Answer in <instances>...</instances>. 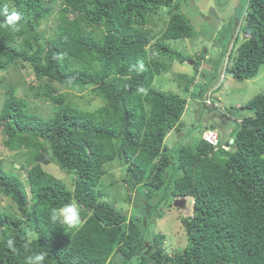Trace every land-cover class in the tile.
Masks as SVG:
<instances>
[{"label":"trees","instance_id":"1","mask_svg":"<svg viewBox=\"0 0 264 264\" xmlns=\"http://www.w3.org/2000/svg\"><path fill=\"white\" fill-rule=\"evenodd\" d=\"M54 1L11 0L22 15L21 31L0 27V72L28 65L40 83L33 96L52 104L43 119L8 90L0 108L6 148L31 154L20 167L24 181L0 168V194L19 212L0 208V264H25L37 253L46 254L43 264H264V95L239 107L251 115L240 121L232 151L214 152L201 136L179 145L171 138L181 136L187 99L155 89L153 81L174 59H190L166 43L196 37L179 10L188 0H61L59 12ZM5 8L0 0V25ZM166 12L169 20L150 51L152 36L143 27ZM51 16L55 27L44 39L38 27ZM238 17L229 46L218 47L208 70L218 75L227 59L221 75L242 82L264 64V0H246ZM205 51L194 54L195 74L184 77L182 91L190 94L198 75L207 77L198 71ZM55 84L74 92L91 88L103 104L82 110L65 102ZM49 162L73 176L72 189L43 170ZM112 163L124 167L123 183L137 193L129 213L99 201L112 184L104 167ZM175 198L192 199V216L181 219L182 253L170 257L153 221ZM72 203L81 213L78 228L51 220L52 209Z\"/></svg>","mask_w":264,"mask_h":264},{"label":"rangeland","instance_id":"2","mask_svg":"<svg viewBox=\"0 0 264 264\" xmlns=\"http://www.w3.org/2000/svg\"><path fill=\"white\" fill-rule=\"evenodd\" d=\"M245 2L246 0H188V5L179 9L184 13L186 12L185 15L192 23L196 37L186 40L167 41L166 43L173 50L182 53L190 59L187 60L188 63L174 59L169 72L156 76L153 81L155 89L161 92L179 93L187 99L186 109L177 127L181 132V136L178 137L175 134L171 138L172 141L179 139L177 144H185L190 139L195 140L206 129H211V126L214 125L219 135V144L230 146L234 134L239 128L240 121L251 115L250 112L244 111L239 107L256 95H264V64L259 67L254 78L242 82L232 79L229 74L221 75L222 70L226 69L228 64L227 59L223 62L218 75L212 74L208 70L211 63L214 64L218 59V51L221 50L218 47L222 44L229 46L227 37L232 31L233 22L236 23L238 21V16ZM3 5L9 7L10 10L14 9L11 0H3ZM54 7L58 11L61 7V0H55ZM52 17L38 27V30L45 32L44 39L51 35L52 29L55 27ZM169 17V12L160 14L159 18L156 17L152 24H147L143 27V30L149 31L150 36H152L149 44L150 51L153 50L154 45L159 40L158 38L163 29L162 23L167 22ZM41 41L43 39H39V42ZM200 50L208 52L206 53L208 55L204 57L198 68V71H203L207 77L201 76L198 72L199 75L196 78V82H193L194 86L189 94V92L182 91V88H184V77H192L195 74V69L192 67L193 59H195L194 54ZM207 81L210 84L203 92V99H200L197 95L201 94V86ZM39 84L28 65L26 68H11L6 72H0V108L6 92L13 90L15 96L26 100L29 113H34L43 119L48 118L52 114L50 100L45 97L36 98L33 96L35 88ZM54 86L59 93L64 95L65 102L75 104L82 110L94 111L103 104L91 93V88H86L81 92H74L59 88L57 84ZM191 95L194 98L192 100H190ZM203 101H209L210 105H206ZM214 108H217V110ZM177 132L179 131L177 130ZM4 139V135L0 133V168L6 172L18 173L24 181V172L20 171V167L29 165L31 154L22 149L18 151L8 150L3 143ZM42 167L44 171L64 183L68 189L73 188V176L64 173L55 163L42 164ZM104 167L107 172L106 178L108 176L112 177V184L106 187L107 189L103 191L104 196L99 198V201L111 203L121 212H131L136 206L134 201L137 193L134 191L130 194L129 189L127 190L126 185L123 183L125 177L124 167L119 163H112ZM106 183L109 184L110 182L106 181ZM127 194L130 196L129 200L127 199ZM170 201L172 205L164 208L161 218L158 216L160 219L153 221V224L156 231L165 235V239L161 244L164 252L168 256L173 257L182 253L187 242V234L181 219L192 216V199L185 198L182 208L173 206L175 199ZM152 202L153 200H151ZM0 208L16 215L19 213L16 210V206L1 194Z\"/></svg>","mask_w":264,"mask_h":264},{"label":"clouds","instance_id":"3","mask_svg":"<svg viewBox=\"0 0 264 264\" xmlns=\"http://www.w3.org/2000/svg\"><path fill=\"white\" fill-rule=\"evenodd\" d=\"M7 14L6 18L0 27L9 29L11 32H19L22 28V15L18 11L12 10L9 12L8 8L4 9ZM142 91V90H141ZM206 131V130H205ZM185 200V199H184ZM80 209L77 204H67L59 209L51 210V220L53 222L58 221L61 225L66 226L70 229H76L80 226ZM13 240L9 239L7 241V246L12 248ZM15 250V249H13ZM45 253H37L26 258L25 264H43L45 260Z\"/></svg>","mask_w":264,"mask_h":264},{"label":"built area","instance_id":"4","mask_svg":"<svg viewBox=\"0 0 264 264\" xmlns=\"http://www.w3.org/2000/svg\"><path fill=\"white\" fill-rule=\"evenodd\" d=\"M204 103L206 105H210L209 101H205ZM204 139L213 148L214 151H217L218 147L222 148L224 151H230V147H228L227 145L219 146V141L217 140V136L212 131H207L204 134Z\"/></svg>","mask_w":264,"mask_h":264},{"label":"bare ground","instance_id":"5","mask_svg":"<svg viewBox=\"0 0 264 264\" xmlns=\"http://www.w3.org/2000/svg\"><path fill=\"white\" fill-rule=\"evenodd\" d=\"M220 64V63H219ZM231 77V76H230ZM214 83V82H213ZM207 131H212V132H214L215 134H216V136H217V140L219 141V135H218V133H217V131H216V129L214 128H211V129H208V130H206V131H204L203 133H202V135H201V139L207 144V145H209L207 142H206V140L204 139V134L207 132ZM210 146V145H209ZM228 146V145H227ZM211 147V146H210ZM228 147H230V146H228ZM213 149V148H212ZM214 151V150H213ZM168 152V151H167ZM215 152V151H214ZM177 200H179L178 198H175V201H177ZM192 204H193V202H192ZM178 208V207H177Z\"/></svg>","mask_w":264,"mask_h":264},{"label":"water","instance_id":"6","mask_svg":"<svg viewBox=\"0 0 264 264\" xmlns=\"http://www.w3.org/2000/svg\"><path fill=\"white\" fill-rule=\"evenodd\" d=\"M184 203H185V200L179 199V200H177V201L174 202L173 206L174 207H178V208H182L183 205H184Z\"/></svg>","mask_w":264,"mask_h":264}]
</instances>
